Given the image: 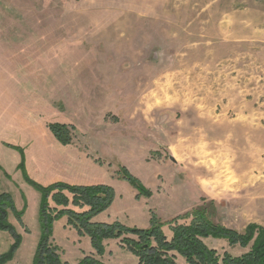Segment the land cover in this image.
<instances>
[{"label": "rangeland", "instance_id": "obj_1", "mask_svg": "<svg viewBox=\"0 0 264 264\" xmlns=\"http://www.w3.org/2000/svg\"><path fill=\"white\" fill-rule=\"evenodd\" d=\"M53 124L122 182L106 186L123 225L149 228L154 215L168 238L170 222L205 204L218 225L264 228V0H0V192L25 215L22 225L9 216L22 243L6 264H31L39 237V194L10 146L34 163ZM120 168L149 201L127 195ZM60 220L62 261L135 264L123 247L96 255ZM203 242L220 256L248 251ZM11 243L0 231V255Z\"/></svg>", "mask_w": 264, "mask_h": 264}, {"label": "trees", "instance_id": "obj_2", "mask_svg": "<svg viewBox=\"0 0 264 264\" xmlns=\"http://www.w3.org/2000/svg\"><path fill=\"white\" fill-rule=\"evenodd\" d=\"M55 139L68 145L69 128L66 125H48ZM19 153L18 169L24 181L39 194L38 225L39 237L31 264H68L61 260L59 249L52 242L54 224L66 217L67 225L81 237H88L96 255L105 252L104 242L119 240L120 246L137 258L138 264H175V256L183 258L187 264H264V228L249 224L243 232L223 227L213 221L210 206L202 204L182 217L169 223L171 237L162 231L163 224L151 216L149 228L127 227L120 222L100 223L94 218L105 212L113 203L114 191L106 185H71L54 182L43 186L33 181L25 168L24 150L10 146ZM118 179L128 182L136 190V199H149L152 192L126 168L117 172ZM13 215L22 225L23 209L17 211L8 193L0 192V231L12 238L7 252L0 255V264L11 261L20 248L22 237L9 222ZM179 220H187L179 223ZM212 238L224 240L230 247L248 249L240 256L224 253L222 256L208 248L203 240ZM77 264H104L93 256L83 257Z\"/></svg>", "mask_w": 264, "mask_h": 264}, {"label": "crops", "instance_id": "obj_3", "mask_svg": "<svg viewBox=\"0 0 264 264\" xmlns=\"http://www.w3.org/2000/svg\"><path fill=\"white\" fill-rule=\"evenodd\" d=\"M54 138V137H53ZM52 137L46 138L45 143H39V156L36 157L35 162H31L28 157V151L24 148V155H25V168L28 176L35 182L47 186L54 182H64L71 185H108L111 184L113 187L116 188L117 186H123L120 185L122 182H115L113 180V177L111 173L108 171V169L105 166H102L98 163H95V159H90L88 155L85 153H80L78 149H71L68 145L64 146L60 143H58L55 139ZM27 149V147H26ZM96 158V157H95ZM40 171L41 176L37 173V171ZM38 175V176H37ZM125 186V185H124ZM147 187H150L149 184L146 185ZM151 188V187H150ZM130 197L132 200H135V196L137 195L136 190L131 189L129 191ZM34 196L38 198V206H39V195L34 193ZM150 199H147L149 201ZM115 201V200H114ZM113 201V202H114ZM136 201V200H135ZM138 202H144L146 203V199L140 198ZM135 204H139L136 203ZM37 206V209H38ZM113 204L108 208L105 212L99 214L94 218V221L100 222V223H108V222H114L119 220L117 216H114L112 214V208ZM26 213V212H25ZM38 213V210H37ZM127 215V214H125ZM25 215L22 219L25 221ZM64 220V219H63ZM120 221V220H119ZM133 222L132 224H129L130 222H125L129 227H143L142 229H145L148 227V222H146L144 225L138 226L134 222V220L131 219ZM38 222V220H37ZM60 222H62L60 220ZM123 224V222L121 221ZM124 223V225H125ZM53 227V236L55 234V225ZM66 226V223H65ZM39 227V225H38ZM39 235V233H38ZM171 237V236H170ZM168 237V238H170ZM38 240V239H37ZM52 240H55L53 238ZM89 241V239H88ZM56 242V241H54ZM36 244V243H35ZM105 249L110 251V248H116L117 250L123 251L120 247V244H118L114 240L105 241ZM90 245V241H89ZM59 247V246H58ZM60 248V247H59ZM105 250L102 258L107 253ZM108 251V252H109ZM130 254V253H129ZM131 255V254H130ZM61 256V251H60ZM135 260V264H138V260L132 256ZM61 260L63 258L61 257ZM80 261V260H79ZM78 261V262H79ZM102 261V260H101ZM73 263V264H77ZM103 262V261H102ZM104 263V262H103ZM106 264V263H104Z\"/></svg>", "mask_w": 264, "mask_h": 264}]
</instances>
